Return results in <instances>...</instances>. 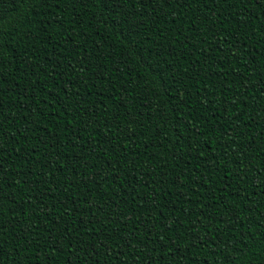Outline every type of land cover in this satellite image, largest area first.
<instances>
[{
  "label": "trees",
  "instance_id": "trees-1",
  "mask_svg": "<svg viewBox=\"0 0 264 264\" xmlns=\"http://www.w3.org/2000/svg\"><path fill=\"white\" fill-rule=\"evenodd\" d=\"M0 264H264V0H0Z\"/></svg>",
  "mask_w": 264,
  "mask_h": 264
},
{
  "label": "snow or ice",
  "instance_id": "snow-or-ice-1",
  "mask_svg": "<svg viewBox=\"0 0 264 264\" xmlns=\"http://www.w3.org/2000/svg\"><path fill=\"white\" fill-rule=\"evenodd\" d=\"M101 3H103V0H101Z\"/></svg>",
  "mask_w": 264,
  "mask_h": 264
}]
</instances>
